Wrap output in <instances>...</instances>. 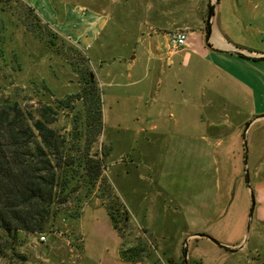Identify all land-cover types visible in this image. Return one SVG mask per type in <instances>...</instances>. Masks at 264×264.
I'll list each match as a JSON object with an SVG mask.
<instances>
[{"label": "rangeland", "instance_id": "obj_1", "mask_svg": "<svg viewBox=\"0 0 264 264\" xmlns=\"http://www.w3.org/2000/svg\"><path fill=\"white\" fill-rule=\"evenodd\" d=\"M31 1L64 38L43 30L36 34L28 31L22 10L14 3L20 14L0 11V102L16 101L33 111L73 98V104L81 109L74 96L83 87L80 73L86 64L72 41L82 42L78 21L85 13L80 8L84 0ZM93 1L112 18L86 54L103 98L102 132L93 150L103 159L104 175L128 210L129 219L118 223L121 236L101 204L102 200L112 203L108 197L100 199L96 191L83 198V212L77 219L70 216L76 205L70 200L42 234L46 241L42 242L37 233L23 232L10 239L0 235V264H195V254L202 264H214L216 255L204 237L211 244L226 247L236 245L243 231L249 234L250 205L255 198L247 125L239 129L235 123L232 133H223L221 144L214 140L211 147L207 146L209 143L200 136L218 131L216 127L223 124L208 125L199 112L203 107H199L192 112L196 122L189 132L197 138L190 139L192 144L187 146L184 137L178 136L185 134L177 125L176 109L161 104L164 76L150 75L132 83L133 79L126 78V67L120 64L135 46L132 40L136 34V28H127L126 21L120 19L127 17L131 7L144 5L143 0ZM242 1L219 0L217 7H245ZM248 7H264V0H252ZM225 21L235 19L228 16ZM241 24L238 35L237 31L233 35L235 46L264 50V29L261 33L249 21ZM194 65L195 61L189 71ZM109 72L118 76L122 87L108 84ZM216 75L211 70L206 80L197 75L193 81L198 89L211 87L216 84ZM48 119L54 120V116ZM74 119V112L64 109L51 127L69 137L77 129ZM237 130L241 139L244 135V143L247 141L241 152L235 146ZM179 139L183 147L177 146ZM80 191L73 195L76 200ZM219 251L224 256L216 264L223 263L230 253L227 248ZM227 260L235 264L232 260L237 257Z\"/></svg>", "mask_w": 264, "mask_h": 264}, {"label": "crops", "instance_id": "obj_2", "mask_svg": "<svg viewBox=\"0 0 264 264\" xmlns=\"http://www.w3.org/2000/svg\"><path fill=\"white\" fill-rule=\"evenodd\" d=\"M24 1L32 6L31 0ZM213 1L143 0V7L141 5L131 7L127 17L120 20L126 21L127 28H136L132 40L135 46L127 57L119 60L120 64L126 67L127 80L133 79L132 83H138L150 75L159 78L164 76L161 104L176 109L177 125H180V132L183 131L185 134L179 133L178 136L184 137L183 142L187 146L192 144L190 139L197 138L189 132L191 124L196 122L192 119V112L193 110L197 112L199 107H203L199 112L208 125L214 127L223 124L215 126L218 131L200 136L201 140L209 143L207 146L211 147L214 140H217L216 145L221 144L219 139H222L225 131L226 133L234 131L235 123H238L239 129L247 125L249 134L247 154L251 163L249 169L252 173V192L255 196L249 234L243 231L236 245L226 247L216 245L214 242L212 245L211 240L204 238L208 240L210 252L216 255L214 258L217 260L212 262L214 264L224 256L219 251L222 248H227L230 253L227 254L225 263L221 264H229L227 259L233 256L237 257V260H232L235 264H264V50L240 48L233 43V35L236 31L238 35V28L242 26V22H252L262 33L264 7H248L252 0H243L245 7L216 5L212 32L208 36L205 14L208 15L210 6L204 5L208 6ZM93 3H95L93 0H84L81 4L80 8L85 11L78 21L82 42L72 41L85 54L92 49V45L99 40L112 20L111 16H107ZM33 8L45 22L46 19L39 14L38 9L35 6ZM111 9L113 11L114 8ZM228 16L235 21L227 23L225 20ZM47 22L52 30L64 38V33H60L54 28V24ZM176 32L185 33L187 41L184 47L174 51L171 35ZM194 61V69L189 71ZM211 70L217 73L216 84L211 87L204 85L198 89L193 81L195 76L202 75L206 80ZM107 76L110 78L109 85L123 86L117 82V75L109 72ZM124 85L128 86L129 83ZM143 97V94L139 95V99L142 100ZM197 117L199 115H196ZM182 124L185 126L182 127ZM240 134L237 130L235 146L239 152L244 151V145H247V141L244 143V135L241 139ZM177 146L183 147L180 139ZM250 206L252 209V204ZM244 224L245 221L243 226ZM199 260L201 258L195 254L194 262Z\"/></svg>", "mask_w": 264, "mask_h": 264}, {"label": "trees", "instance_id": "obj_3", "mask_svg": "<svg viewBox=\"0 0 264 264\" xmlns=\"http://www.w3.org/2000/svg\"><path fill=\"white\" fill-rule=\"evenodd\" d=\"M13 3L22 10L28 31L36 34L43 30L59 36L24 0H0V11L20 14ZM75 50L86 64L80 73L83 87L74 96L81 102V109L73 104V98L33 111L16 101L0 102V235L6 239L23 232L44 234L70 200L76 203L70 216L79 218L83 212L81 200L96 191L100 199L108 197L112 201L102 200L101 204L121 236L118 223L129 219L128 210L104 175L103 159L93 150L103 126L102 92L92 77L90 59L80 49ZM64 109L75 114L77 129L69 137L51 127ZM51 114L54 120L48 119ZM80 189L76 200L73 195Z\"/></svg>", "mask_w": 264, "mask_h": 264}, {"label": "built area", "instance_id": "obj_4", "mask_svg": "<svg viewBox=\"0 0 264 264\" xmlns=\"http://www.w3.org/2000/svg\"><path fill=\"white\" fill-rule=\"evenodd\" d=\"M187 41L186 34L183 32H176L171 35L172 50L177 51L184 47ZM40 239L42 242L46 241V236L41 235Z\"/></svg>", "mask_w": 264, "mask_h": 264}, {"label": "water", "instance_id": "obj_5", "mask_svg": "<svg viewBox=\"0 0 264 264\" xmlns=\"http://www.w3.org/2000/svg\"><path fill=\"white\" fill-rule=\"evenodd\" d=\"M217 3H218V0H215V1H213L210 4V7H209V12H208V17H207L208 36H210V34L212 32V28H213V18H214V15H215V9H216ZM236 53H240V51H236ZM93 76L94 75H92V77ZM247 178H249V177L247 176ZM253 198H254V194H253ZM254 206H255V200L253 199V201H252V209H251V218L253 216Z\"/></svg>", "mask_w": 264, "mask_h": 264}]
</instances>
